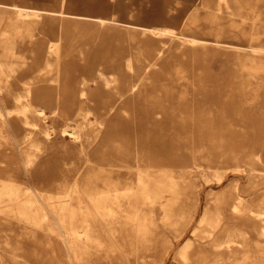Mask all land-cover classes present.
<instances>
[{"label": "bare ground", "instance_id": "6f19581e", "mask_svg": "<svg viewBox=\"0 0 264 264\" xmlns=\"http://www.w3.org/2000/svg\"><path fill=\"white\" fill-rule=\"evenodd\" d=\"M85 7L86 11L93 9L92 6ZM95 7L98 11L104 9L101 5ZM125 8L128 17L138 13L151 19L152 25L120 20L116 12L86 14L67 11L62 6L39 8L15 1L8 4L0 1V42L4 43V55L9 58H0V169L11 182L0 185V212L8 210L22 225L49 223V229L65 245L66 260L70 264L84 259L79 255L90 250V242L96 244L95 222L111 218H142L145 221L134 229L137 235L134 247L148 252L136 254V264L155 263L157 259L150 251L154 245L150 243V236L157 230L154 204L161 203L165 210L164 220L168 223H174L185 213L184 209L171 212L179 196L174 191L179 180L170 173L153 171L161 165L159 157H152L147 166L138 164L134 181L125 178L122 172L107 178H81L79 174L83 171L79 168L73 167L72 171L62 164L69 154H74L76 159L88 160L95 156L99 161H105L109 168L133 167L138 162L137 149L120 144L116 147L115 142L131 131V108L143 103L141 98L148 103H144L148 106L145 109L149 113L146 115L148 122H158L160 115L174 109L175 92H169L168 86L161 81V76L171 66L173 57L170 55L192 57L193 67L198 68L191 79L192 85L200 89L192 96L177 97L180 104L178 120L209 125L207 131L211 134L219 129L217 125L223 119L242 115L241 111L232 109L229 98L220 99L219 88H202L206 81H220L211 75L216 67L223 61L240 65L245 69L244 81L252 84L253 90L260 88L264 81V37L259 36L262 32L258 29H245L247 14L240 0H201L199 7H192L191 0H130ZM236 16L239 20L235 25L226 23L235 21ZM41 17L45 18L50 32L56 28L59 37L45 44L46 48L44 46L46 71L33 74L34 68L27 64V57L14 51L13 36L23 32L32 36V27ZM201 18L206 19L204 26ZM79 34L83 35L77 37ZM83 36L84 42L88 43L86 46L80 41ZM139 38L145 39V43L136 50L133 44L138 43ZM94 39H100L101 43L96 45ZM111 39H124L130 46L116 49L111 56L106 50ZM149 39H158L159 44L152 45ZM30 41L32 49L36 44L41 47L38 41ZM75 60L84 63L85 71L80 83L73 86L67 78L72 76L69 74L75 68ZM157 85L164 92L157 91ZM7 103L11 105L8 107ZM97 111L103 115L94 114ZM174 115H171L172 120L176 119ZM11 117L20 119L24 129L21 136L7 137L1 132ZM60 117L63 123L53 125ZM250 129L264 132V122L250 124ZM205 130L200 129V132H207ZM55 139L63 140L59 144L63 147L60 154L54 146ZM244 147L232 158L236 163L232 169L246 178L241 190L234 183L232 198L228 201L234 225L225 227L222 237L211 240L215 255L207 258L201 255L204 252L201 249L195 264H228V261L231 264H264V194L260 202L253 204L250 198L254 197L249 191L257 184L250 165L260 159L264 142L256 139ZM195 151L191 150L192 153ZM70 175L75 176L71 182L68 180ZM215 176L220 179L217 173ZM45 180L48 182L43 186ZM46 187L55 192L46 191ZM164 191L173 194V198L165 203L160 200ZM224 219L223 211L217 209L208 235ZM82 235H85L84 239L80 238ZM8 242L7 233H2L0 243L6 245ZM184 242L177 256L181 264H189L192 243ZM253 247L262 256L261 261L253 254ZM106 249L116 248L107 246Z\"/></svg>", "mask_w": 264, "mask_h": 264}, {"label": "rangeland", "instance_id": "374dc122", "mask_svg": "<svg viewBox=\"0 0 264 264\" xmlns=\"http://www.w3.org/2000/svg\"><path fill=\"white\" fill-rule=\"evenodd\" d=\"M0 1L7 4L15 1L23 5L26 4L39 8L53 7L57 9L62 6L67 11H77L86 14H95L98 11L94 9L96 8L95 6L101 5L104 6V9L98 11L100 14L106 15L116 12V16L120 20L129 19V21L152 25L151 19L138 13L134 14L135 17L132 18L127 16L125 7L126 3L130 0ZM140 1L144 2L145 0ZM240 1L245 8L244 12L247 14L248 25L245 26V29H248V27L258 29L262 32L259 36L264 37V0ZM191 3L192 7L201 6V0H191ZM85 6H92L93 9L86 11ZM202 16L204 14L201 12ZM236 18L235 21H227L226 23L235 25L239 20L238 16ZM200 21L203 26L206 24V19L201 18ZM241 25L244 27L243 24ZM1 26L5 27L6 25L2 24ZM31 34L32 36H29L26 32H23L13 36L15 42L14 51L24 58L27 57L26 62L28 65L31 64L34 68L32 73L35 74L46 71L44 67V46L46 48L45 44L58 39L59 34H57L56 28L53 32H50L43 17L39 19L36 26L32 27ZM82 35L79 34L77 37ZM31 39L38 41L41 47L36 44V48L33 46L32 49V46H30ZM80 41L84 46L88 44L84 42V36ZM94 41L96 45L101 43L100 39H94ZM158 41V39H149L152 45L159 44ZM107 42L108 40L105 43ZM108 43L106 50L111 56L114 55L116 49L130 46L124 39L121 41L111 39ZM144 43L145 39H140L133 46L137 50L139 47L144 46ZM3 46L4 43L0 42V58L2 60H9L4 55L6 51H4ZM169 46L170 42L168 43ZM95 48L97 47L95 46ZM170 57H173L171 66L161 76V81L168 86L169 92H175L172 103L174 109L167 110L168 113L163 116L160 115L159 118H161L158 122H148L149 119H147L148 121L146 120V115H149V113L146 112L147 110L145 111L148 106L144 105L146 102L141 98L143 103L131 108L132 119H130L129 125V130L131 131H128L124 137L121 136L115 142L116 147L120 144L121 146H126L128 149H137L139 160L137 163H134L133 167L109 168L108 165H105V161L101 162L97 158H94L95 156L90 157V160L76 159L74 154L66 155L65 161L62 164L66 169L72 171H74L73 167L79 168V170L83 171L79 174L81 178H84V176L88 178H96L97 176L107 178L115 176L118 172H122L121 175L134 181L139 170L136 167L138 164L147 166L150 162L149 160L159 157L161 165L158 167V170L153 171L157 174L170 173L174 178L179 180L178 187L174 189V191L176 190L179 193V196L172 205L171 212L174 214L184 209L185 213L183 217H174L176 218L174 223H168L166 219L164 220L165 210L161 207V203L154 204V223L157 230H154L150 236V243L154 244L150 251L157 261L151 264H181L177 253L186 240L192 243L190 249V257L192 259L189 264H195L198 256L203 255L210 258V256L215 255L214 253L216 252L211 250V240L222 237V231L225 227L234 225L232 224L234 223L233 213L230 211L228 201L233 194L234 183L236 182L238 189L241 190L243 184L246 182V178L245 175H241V172L232 169L236 165L232 158L234 154H238L242 148H245L244 146H249L253 140L260 139L264 142V132H253L250 129V124L255 125L256 123L264 122V81L261 82L260 88L253 90L251 89L252 84L244 81L245 69L240 67V65H231L227 61H223L221 65H218L211 75L218 78L221 82L217 81L213 83L206 81L202 88H219L221 91L219 95H222L220 99L223 101L229 98L228 102L233 105L232 109L238 113L241 111L242 115L236 116V114L231 118L223 119L217 125L219 129L211 134L207 131L210 128L209 125L205 126L199 122L194 124V121L191 120H178L180 118V104H178L177 97L179 95L192 96L193 93H196L200 89L199 86L192 85L191 79L193 73L198 68L193 67L192 57L188 59H186V56L170 55ZM74 63L75 68L69 74L72 76L70 79L69 77L67 78L70 82H73V86L80 83L82 73L85 71L82 61L75 60ZM157 83H159V80L155 81V84ZM17 86L18 88L21 87L20 84ZM155 89L164 92V89L160 88L159 85ZM94 114L100 117L103 115L100 111ZM172 114H175V120L171 119ZM53 125H55V122ZM242 127L244 128L243 130H241ZM203 128H206L205 131L207 132L201 133L200 129ZM62 141V139L54 140V146L58 154L63 152V147L59 146ZM193 149L196 150L194 153L191 152ZM261 150L263 153L259 152L261 155L260 159L250 165L254 169L253 175L256 176L255 179L257 180V184L249 188L254 197V199L250 198L253 204L260 202L264 194V190H262L264 189V149L261 148ZM130 158L127 155V159L130 160ZM216 173L220 176L219 180L216 179ZM73 177L75 176L70 175L68 178V180L70 179L69 182L72 181ZM1 184H11L2 170H0ZM44 189L50 193L55 192L47 187ZM136 194L133 195L134 199L136 198ZM163 194V197L160 198L163 203L173 198V194L170 191H164ZM137 195L138 199L141 200L139 194ZM219 208L223 211L225 219L208 235L209 230L212 229L210 225L212 219ZM144 222L142 218L120 220L111 218V220H99L95 222L93 233L98 246L90 242V250L81 252L79 255L84 259L80 260L81 263L74 261V264H136V254L148 252L146 249L134 247L137 244V235L134 234V229L137 228V225L144 224ZM49 225L47 222L42 226L31 223L22 225L8 210L0 212V235L6 232L9 239L6 245L0 243V263L12 264L15 261H20V264H70L66 260L68 254L65 251V245L61 244V240L55 236L52 229H49ZM80 238L84 239L85 235H82ZM107 246H112L116 249L110 251L106 249ZM201 249L204 252L198 255ZM251 250L255 256L258 255L256 248L253 247ZM126 254H129V256H125ZM261 257L258 255L259 261L262 260ZM226 263L231 264V261Z\"/></svg>", "mask_w": 264, "mask_h": 264}, {"label": "crops", "instance_id": "0c3cea01", "mask_svg": "<svg viewBox=\"0 0 264 264\" xmlns=\"http://www.w3.org/2000/svg\"><path fill=\"white\" fill-rule=\"evenodd\" d=\"M8 107L11 105V103H7ZM33 119H39L36 116H32ZM9 124H7V126L5 128H2L1 132L5 133L7 135V137H12L15 135L21 136L23 134V127L20 124V119L19 118H15V117H11V119H7L6 120ZM63 123L62 118L60 117L59 119H57V121L55 122L56 126H60V124ZM1 149H0V153H1ZM1 170V169H0ZM13 176H15V174H13ZM11 176V177H13ZM48 181H44L42 182L43 186H45V183Z\"/></svg>", "mask_w": 264, "mask_h": 264}]
</instances>
